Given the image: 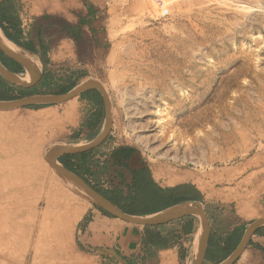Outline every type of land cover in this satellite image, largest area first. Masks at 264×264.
<instances>
[{
	"label": "rangeland",
	"instance_id": "374dc122",
	"mask_svg": "<svg viewBox=\"0 0 264 264\" xmlns=\"http://www.w3.org/2000/svg\"><path fill=\"white\" fill-rule=\"evenodd\" d=\"M48 2L73 13L74 21L50 19L71 40L61 60L44 61V91L64 93L74 83L95 80L110 105L108 136L85 156L132 145L161 182L192 180L242 216L263 217L264 0ZM44 33L51 51L59 32L46 25ZM95 90L65 103L0 110V181L19 154L28 167L19 177L25 176L32 202L52 203L55 198L46 193L58 173L45 159V147L55 141L85 145L99 135L105 106ZM71 154L58 159L81 173L72 163L83 156ZM120 170L127 173L108 165L114 178L95 182L97 189L109 193L120 185L128 192L129 183L113 175ZM8 189L0 186V196ZM76 192L77 200L59 202V208L79 206L82 213L62 242H41L34 264H99L83 248L79 229L100 207ZM144 202L137 197V211L145 209ZM25 244L21 238L11 247L17 258ZM255 257L245 264H255ZM162 264L178 260L168 256Z\"/></svg>",
	"mask_w": 264,
	"mask_h": 264
},
{
	"label": "crops",
	"instance_id": "0c3cea01",
	"mask_svg": "<svg viewBox=\"0 0 264 264\" xmlns=\"http://www.w3.org/2000/svg\"><path fill=\"white\" fill-rule=\"evenodd\" d=\"M50 19L72 22L74 14L62 10L48 0H3L0 3V30L4 33V38L13 43L17 50L30 56L40 74L30 86L8 82L0 75V101L46 93L44 61H55L57 56L61 60L64 56L63 47L71 40L67 34L62 33L60 24ZM46 25L59 32L51 51L47 50L49 37L44 33ZM28 47L32 51H29ZM0 56L3 58V61L1 58L0 61L5 67L25 80L23 77L28 73L22 65L12 62L4 53L0 52ZM20 69V72H16ZM133 148L132 145H124L113 148L108 154L97 153L95 156L79 157V160L72 164L82 171L80 176L96 189L95 182L98 183L104 177L114 178L107 172L108 165L113 164L118 170H127L128 174L120 170L123 174L117 172L118 174L113 175L118 178L120 176L121 180H118L124 184L129 183V191L121 190L119 185L117 187L120 189L110 190L111 195L116 190L123 192L124 196L129 193L134 195L133 183L138 175L140 184H151L157 188V192L153 198L147 196L146 189L140 193V197L145 199V209L135 215L148 217L165 211L175 215L155 224L137 226L134 223L128 225L117 217L106 215L101 208L91 210L79 229L83 248L94 255L99 264H162L168 256L175 257L178 264H192L204 223L196 213H182L183 210H189L203 213L208 227L206 240L196 264L224 262L239 245L246 228L256 219L242 216L236 208L233 209L221 199L208 197L206 190L192 180L161 182L154 175L152 167L145 163L141 156L135 155ZM252 255L256 256L255 264H264V224L251 234L233 264H245Z\"/></svg>",
	"mask_w": 264,
	"mask_h": 264
},
{
	"label": "bare ground",
	"instance_id": "6f19581e",
	"mask_svg": "<svg viewBox=\"0 0 264 264\" xmlns=\"http://www.w3.org/2000/svg\"><path fill=\"white\" fill-rule=\"evenodd\" d=\"M0 35L5 43L17 49L13 43L4 38L2 34ZM23 78L28 80V74ZM107 105L110 112L108 99ZM25 161L26 158H20L19 154L13 157L12 163H8L10 173H7L6 178L0 181L1 187L9 185L8 192L2 193L0 196V264H15L18 261L24 264L29 262L34 264L33 261L36 259L37 249L41 246V242L49 243L51 240H61L62 242L67 231L82 213L79 206H74L68 210L59 208V202L69 199L77 200L76 191L80 193L83 191L74 186L71 181H64L70 185L68 186L55 173L53 176L56 183L51 182L46 193L47 196L52 195L55 200L51 203V200L45 199L41 203L38 198L39 201L33 203L27 192L28 183L24 179L25 176L19 177L20 174L23 175L21 172L25 173L28 170V167H24ZM200 164L202 165V163ZM21 238L25 239L26 244L22 256L17 258L11 247ZM3 240H6L5 243L10 244L3 245Z\"/></svg>",
	"mask_w": 264,
	"mask_h": 264
},
{
	"label": "water",
	"instance_id": "95a60500",
	"mask_svg": "<svg viewBox=\"0 0 264 264\" xmlns=\"http://www.w3.org/2000/svg\"><path fill=\"white\" fill-rule=\"evenodd\" d=\"M2 1L3 0H0V3ZM0 50L7 57L11 58L15 62L22 65L23 68L26 70V72L29 74L28 80L20 79L16 73L5 67L0 61V75L5 80L11 83L19 84L21 86H30L40 77V74L36 70L37 68L32 63L30 58L25 53L5 43L1 35H0ZM90 89H96L102 95L104 100L105 122L103 124V127L99 135L89 144H85V145L64 143L58 141L47 144L44 150L45 159L53 166L56 172L64 180H66L67 182L71 181L72 184L77 188L81 189L83 191L82 193L85 196H87L92 202H94L97 206L104 209L106 212H108L110 215L114 217H117L126 222H130L134 224H155L157 222L168 220L175 214L169 211H165L155 215L144 217V216L125 212L120 207H118L114 202H112L109 198H107L103 193L97 191L94 187H92L84 178H82L78 174L72 172L67 167H65V165L62 162H60V160L58 159V156L61 154L87 152L99 146L108 136L111 125V115L107 105L108 97L103 86L98 81L95 80L82 81L74 85L71 89H69L64 93L36 94V95H30L13 100L0 101V110H13L28 106H40V105L65 103ZM190 212L198 214L202 218L204 223L200 242L197 247L194 260L192 261V264H196L202 252L204 242L206 240L208 227H207L206 217L204 216L203 213L198 211H189V210L182 211V213H190ZM262 224H264V217L256 219L253 222H251V224L246 228L244 236L241 239L235 251L221 264H233L239 258L251 234Z\"/></svg>",
	"mask_w": 264,
	"mask_h": 264
},
{
	"label": "trees",
	"instance_id": "16d2710c",
	"mask_svg": "<svg viewBox=\"0 0 264 264\" xmlns=\"http://www.w3.org/2000/svg\"><path fill=\"white\" fill-rule=\"evenodd\" d=\"M28 50L29 51H32V49L30 47H28ZM12 62L17 63L14 60H12ZM18 64L19 63H17V65ZM20 71H21V69L19 71H16V72H20ZM76 84L77 83H74L71 87H69V89H71ZM69 89H66L64 92L68 91ZM85 93L86 92L82 93L81 95L84 96ZM86 153H88V152H82V153H79V154H71V155H68V157L70 158V157H74L76 155L85 156ZM59 160H60V162H62L65 165V167H67L69 170H71L72 172H74V173H76V174H78L80 176V174L77 171L71 169L69 163H67L63 159H59ZM139 180H140V178L137 175L135 177V182L133 183V189L136 192L134 195H132L131 193H129L128 195L124 196L123 195V192L116 190V191L113 192L112 197H110V200L112 202H114L118 207H120L122 210H124L127 213H130V214H138L139 211L136 210L137 204H138L137 203V197L140 196V193L144 192V190L146 189V191L148 192V195L147 196L153 198L156 195V192H157V188H155L151 184H143V183L140 184L139 183ZM96 190L99 191V192H101V193H103L105 196L107 194H109V195L111 194V193H105V192H103L101 190H98V189H96ZM103 211L105 212L106 215L112 216L108 212H106L105 210H103Z\"/></svg>",
	"mask_w": 264,
	"mask_h": 264
},
{
	"label": "flooded vegetation",
	"instance_id": "af4514ba",
	"mask_svg": "<svg viewBox=\"0 0 264 264\" xmlns=\"http://www.w3.org/2000/svg\"><path fill=\"white\" fill-rule=\"evenodd\" d=\"M0 58H1V59H2V61H3V58H2L1 56H0ZM106 197L110 199V197H112V195H111V194H110V195H109V194H107V195H106Z\"/></svg>",
	"mask_w": 264,
	"mask_h": 264
}]
</instances>
